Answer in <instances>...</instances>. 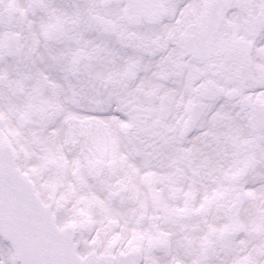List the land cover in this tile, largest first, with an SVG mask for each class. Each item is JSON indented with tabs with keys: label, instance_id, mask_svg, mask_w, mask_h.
<instances>
[{
	"label": "snow or ice",
	"instance_id": "snow-or-ice-1",
	"mask_svg": "<svg viewBox=\"0 0 264 264\" xmlns=\"http://www.w3.org/2000/svg\"><path fill=\"white\" fill-rule=\"evenodd\" d=\"M0 264H264V0H0Z\"/></svg>",
	"mask_w": 264,
	"mask_h": 264
}]
</instances>
